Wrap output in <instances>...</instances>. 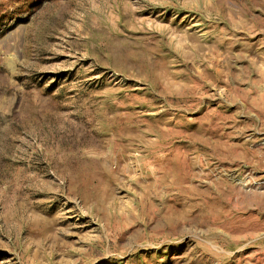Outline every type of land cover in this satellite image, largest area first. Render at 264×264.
<instances>
[{
  "label": "rangeland",
  "instance_id": "1",
  "mask_svg": "<svg viewBox=\"0 0 264 264\" xmlns=\"http://www.w3.org/2000/svg\"><path fill=\"white\" fill-rule=\"evenodd\" d=\"M0 264H264V0H0Z\"/></svg>",
  "mask_w": 264,
  "mask_h": 264
}]
</instances>
